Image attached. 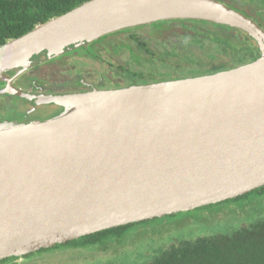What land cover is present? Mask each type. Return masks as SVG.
Instances as JSON below:
<instances>
[{"label":"water","instance_id":"95a60500","mask_svg":"<svg viewBox=\"0 0 264 264\" xmlns=\"http://www.w3.org/2000/svg\"><path fill=\"white\" fill-rule=\"evenodd\" d=\"M168 21L238 29L260 58L213 75L72 95L10 93L66 112L0 123V262L264 187V29L219 0H92L0 47L17 65ZM25 69V70H26Z\"/></svg>","mask_w":264,"mask_h":264},{"label":"rangeland","instance_id":"374dc122","mask_svg":"<svg viewBox=\"0 0 264 264\" xmlns=\"http://www.w3.org/2000/svg\"><path fill=\"white\" fill-rule=\"evenodd\" d=\"M219 1L227 4V1ZM254 2L264 7V0H254ZM235 9L240 12L245 10ZM163 27L160 22L130 29L121 36L118 34L107 37L89 45L88 50L80 48L72 50L51 60L52 63L40 67L37 71L30 70L28 77L37 80L39 78L40 82L53 81L61 85L60 92L75 89L76 87L72 86L75 81H86L108 90L118 87L116 82L121 79L126 82L125 86H130L139 80L124 72L122 66L132 73L159 79L160 75L187 77L190 76V71L201 69L202 65L211 67V65L230 62V65H233V51L226 47L221 48L211 40L213 38L204 37V43L200 44L194 43L192 37H189L193 34H187L183 37L173 36L175 39H171L173 42L169 43L165 40L167 34L162 32ZM199 30L201 35L207 33L205 30ZM135 33L151 40L150 45L156 57L145 53L134 40H131L129 35ZM92 51H95V54L91 53L92 57H96L98 52V56L101 57L100 62L87 58L86 55ZM44 70L58 72L59 76ZM48 90L54 89L49 87ZM48 120L33 123H44ZM261 220H264V195L255 193L234 203L226 202L178 214L150 226L138 227L128 232L122 239L108 242L106 246L62 248L31 257L11 259L2 264H149L175 243L229 234Z\"/></svg>","mask_w":264,"mask_h":264},{"label":"trees","instance_id":"16d2710c","mask_svg":"<svg viewBox=\"0 0 264 264\" xmlns=\"http://www.w3.org/2000/svg\"><path fill=\"white\" fill-rule=\"evenodd\" d=\"M90 1L92 0H0V47L10 40H15L26 35L33 31L37 26L46 24L51 19L61 17ZM239 1L241 2V5H247L256 9V11L258 10V13L263 14L262 16L264 17V7H261L262 5H258L254 0ZM234 10L239 11L235 8ZM254 21L264 29L263 25L256 20ZM177 23H180L183 26H187L186 24L188 23L197 29H204L205 32H207L201 35V31L198 30L197 35L193 37L194 43L203 44L204 37L210 39L213 38L211 40L215 41L221 46V48H229L234 53V60L232 61L233 65H230L231 62L228 64L211 65V67L202 65V70L194 69L196 72H192L196 77L229 71L252 63L261 56L257 44L248 35L238 29L197 21L162 22L165 27H171ZM129 31L130 30H125L115 34L127 33ZM137 39L136 36H132L131 38V40L136 42ZM139 43L141 47V44L143 45V43H141L140 39L138 44ZM220 46L218 49H220ZM80 49L88 50L87 47H82ZM145 49V51L150 54L154 53L150 52L147 47ZM89 53L86 55L88 59L95 58L93 60L101 61L100 55L98 56L97 54L98 52L96 53V57L91 56V53L95 54V51ZM214 58H217V56H214ZM121 69L127 74L132 75V77L138 78L141 84L162 81L150 77L146 78L143 74L132 73L124 66H122ZM255 193L264 195V187L244 197L227 202L234 203ZM221 204L223 203L217 205ZM175 216L176 215L107 230L70 242L66 245H57L53 249L43 250L39 253L62 248L106 246L107 243L112 240L118 241L122 239L133 229L141 226H150L157 222L160 223L165 219L167 220ZM2 263L4 262H0V264ZM149 264H264V220L251 226H244L229 234L203 237L194 241L175 243L159 256H156Z\"/></svg>","mask_w":264,"mask_h":264},{"label":"flooded vegetation","instance_id":"af4514ba","mask_svg":"<svg viewBox=\"0 0 264 264\" xmlns=\"http://www.w3.org/2000/svg\"><path fill=\"white\" fill-rule=\"evenodd\" d=\"M224 1H227V4L231 8H243V9H245V10H242L241 13L243 12V14H245L249 18L256 20L257 22H259L261 25L264 26V17L262 16L263 14H259L258 10L256 11V9H253L252 7H249L247 5H241V2L239 0H224ZM186 25L187 26H183L180 23H177V24L172 25L171 27H165L164 26L162 32L167 34V37L165 38V40L168 41L169 43H171V42H173L171 39H173V38L175 39V37H173V36L178 37L179 35H182V37H183V35H187V34H193L190 37H192V39H194L193 37H195L197 35L198 30L200 28L197 29L196 27H194L188 23ZM202 30H204V29H202ZM124 34H126V33H122V34H120V36L124 35ZM113 35H116V34H112L109 36H113ZM109 36H106L100 40L102 41L103 39H105ZM132 36H136L138 38L137 42L135 41V43L139 46V48H141V50H143L145 53H147L153 57L157 56L155 53L150 54L149 52L145 51L146 50L145 48L147 47L150 50V52H154L152 50L151 45H150V43H151L150 39L147 40V39H145L146 38L145 36L142 37L141 35H138L137 33L129 35V37H131V38H132ZM148 37H151V36H148ZM153 38H155V37H153ZM139 39L141 40V43H143V45L141 44V47H140V43L138 44ZM155 39H153V41L156 42L157 40H155ZM91 44H93V43L84 44L83 46L78 47V48L68 49L65 52V54L72 52V50H74V49H79L82 47L88 48V46ZM143 47H145V48H143ZM65 54H63V55H65ZM54 59H56V58L51 59L47 53H44V54H41L39 56L31 58L27 69L24 68L23 65H17L7 72L6 77L9 81H11V83L9 84L8 82H0V123L8 122V123H14V124H19V123L20 124H30L33 122L44 121L47 119L51 120L53 118H56V117L63 115L66 112V110L64 108L53 105V104L49 105V104H43V103L41 104L40 103L39 105H37V104H34L33 101H31L30 99L22 98V97L13 95L10 93L9 85H12V87L16 91H20L23 94H29V95L37 96L39 98L49 97V96L72 95V94H77V93H86V92L93 91V90L107 91V90L101 88L100 85H97V84L89 83L86 81H81V82L75 81L72 85V86L76 87L75 89H71V90H69V92L68 91L67 92L66 91L60 92L59 89H60L61 85L54 83L53 81L40 82L39 78L37 80V79H30L28 77L30 75L29 74L30 70L37 71V70H39L40 67L47 66V64L52 63L50 61L54 60ZM90 60H93V59L90 58ZM93 61L98 62L99 60H93ZM44 71L47 73H53L52 70L51 71L44 70ZM192 72L193 71H190V76H187V77L160 75V78L157 80H162V81H157L154 83L196 78V76H192ZM54 74H55V76H59L58 72L53 73V75ZM199 77H202V76H199ZM116 83H117L116 85H118V87L115 86L116 87L115 89H108V90H117V89L129 87V86H125L126 82L122 81V79ZM133 84L146 85V84H141L140 80H137ZM148 84H152V83H148ZM49 87L51 89H54V90H48ZM55 90H59V91L56 92ZM48 92H52V93H48ZM54 114H56V115H54ZM53 115L56 117H54ZM48 116H49V118H47ZM42 251H39V252H42ZM39 252L34 253L32 255H29L28 257H31L35 254H38ZM25 257H27V256H25ZM25 257H22V258H25ZM11 259L16 260V259H20V258H11ZM11 259H7V260L1 261V262L5 263Z\"/></svg>","mask_w":264,"mask_h":264}]
</instances>
